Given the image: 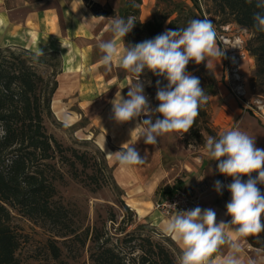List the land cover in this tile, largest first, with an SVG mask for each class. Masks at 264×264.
<instances>
[{"label":"rangeland","instance_id":"obj_1","mask_svg":"<svg viewBox=\"0 0 264 264\" xmlns=\"http://www.w3.org/2000/svg\"><path fill=\"white\" fill-rule=\"evenodd\" d=\"M171 1L188 6L193 5L191 0ZM84 2L88 6L89 2L96 1L84 0ZM126 2L127 0H102L100 4L109 5L116 11V16L113 18H121L120 15ZM198 2L204 12V18L213 21V16L207 13L212 4L211 0H198ZM169 5L170 0H142L140 19L143 22L150 21L157 6L164 9ZM213 23L218 33L217 43L221 49H225V57L220 62L215 61L210 64L209 68L206 66V61L199 65L194 61L188 64L189 73L199 78L201 88L208 95V102L199 109L201 137L190 134L189 131L187 133L174 132L160 137L155 147L146 145L141 138L134 147L141 157L146 156L142 165L121 167L114 158L107 155L106 150L101 148V143L105 142L107 150L110 149L113 153L119 151L121 144L124 143L122 142L123 127L113 123L111 126L104 125L103 119L95 120L91 118V115L85 116V113L79 109L75 97L54 102V94L51 103L53 113L50 116L44 114L47 133L56 137L65 147L87 152L91 162L96 160L98 168H102L105 175L97 171L102 187L94 190L95 185L89 186L83 181H89V175L94 172V169L88 168L83 171L82 166L77 164L81 179L76 180L72 177L69 166L62 163L60 157L47 161L55 166V172L59 171L64 175L63 181L55 182L57 195L52 203L54 207L64 208L62 224L54 223L43 217L31 218L21 211L14 210L12 225L20 238V246L16 254L21 264H59L50 251L51 241L60 247L63 262L90 264L87 251L89 242L83 246L86 229L89 226L92 227L97 221L100 226L104 225L115 232L114 228L119 227L123 218L126 222L122 223L120 228L145 234L147 231L137 228V225L139 222L146 223L148 224L146 229H150L154 239H164L163 241L170 245L178 255L179 250L175 242L164 235L159 227L139 218L128 205V199L132 196L142 204H154L160 194L173 186L177 180L185 177L186 172L197 169L204 174L207 182L213 184L212 187L215 181H220L224 186L223 189L230 194L227 185L232 183V178L219 174L216 171V162L203 155L205 141L209 136L218 138L221 131L239 128L255 137L257 148L264 149V96L260 95L253 86L255 59L249 53L245 56L241 53L242 48H246V42L251 34L236 24L219 26L214 21ZM229 50H232L231 54L235 57L240 56L238 65H235ZM37 68L45 78L44 88L50 89L55 77L58 80L59 75H53L50 62H40ZM147 76L143 74L141 80L144 82V92L149 98L150 105L155 109L159 105L156 99L157 89ZM131 81L135 82L133 77ZM157 115L153 113V119ZM145 118L147 117L142 116L138 119L141 121ZM67 154L70 155V152ZM203 159L205 163L202 168L200 166ZM204 187V191H207L209 185L204 183ZM138 189H142V192H138ZM124 204L133 210L132 218L127 213ZM113 215L117 218L114 227L110 220ZM131 220L137 222L132 224ZM69 228L75 233L67 237L57 235V232L62 230L71 231ZM167 238L173 242L166 241ZM246 250L247 260H253L255 264H264L263 250Z\"/></svg>","mask_w":264,"mask_h":264},{"label":"trees","instance_id":"obj_2","mask_svg":"<svg viewBox=\"0 0 264 264\" xmlns=\"http://www.w3.org/2000/svg\"><path fill=\"white\" fill-rule=\"evenodd\" d=\"M191 1L193 5L188 6L170 0L169 6L164 9L157 6L152 19L143 22L140 19L142 0H127L120 16L125 19L135 17L136 23L125 37V42L134 45L153 39L168 29L185 27L192 19L204 18L198 0ZM211 3L207 13L213 16L217 25L236 24L251 34L246 42V50L255 59L253 86L264 96V33L257 32L253 27V14L261 10L255 7V2L250 5L246 0H211ZM88 7L97 16H116V11L109 5L89 2ZM43 61L50 62L53 75L58 76L62 72V57L57 51L42 55L26 48L0 47V264H21L16 254L20 238L12 225L14 210L31 218L43 217L62 224L64 208L54 207L52 203L57 195L55 182L63 181L64 175L55 172V166L47 161L60 157L76 180L81 179L77 164L82 166L83 171L94 169L89 181L83 180L89 186L95 185L94 190L102 187L97 171L105 175L103 169L98 168L96 160L91 162L87 152L65 147L56 137L47 133L44 114L50 116L53 113L51 103L58 88V80L55 77L52 87L44 88L45 78L37 68ZM144 74L153 81L156 89L158 80L160 87L167 84L162 77L147 70ZM199 122L200 117L197 116L189 129L190 134L197 137H201ZM184 186V182L178 180L168 190ZM258 187L264 193V185ZM124 207L132 218L133 210L125 204ZM110 220L114 227L116 215ZM136 220H131V223L134 224ZM125 222L123 218L120 225ZM120 225L113 232L96 221L86 229L83 246L89 242L87 251L90 264H176L175 250L164 239L155 240L150 229H146L148 224L139 222L137 225V228L147 231L145 234L134 230L129 232L127 228H120ZM57 233L60 237H67L75 232L62 230ZM245 239L253 248L264 251V232ZM165 240L173 242L170 238ZM50 251L59 264H67L63 262L62 251L54 241L50 242Z\"/></svg>","mask_w":264,"mask_h":264},{"label":"clouds","instance_id":"obj_3","mask_svg":"<svg viewBox=\"0 0 264 264\" xmlns=\"http://www.w3.org/2000/svg\"><path fill=\"white\" fill-rule=\"evenodd\" d=\"M261 11L253 14V27L264 33V0H246ZM86 20V19H85ZM135 17L112 18L109 21L111 39L100 40L97 48L101 53L100 63L108 71L114 61L130 73L135 82L130 83L127 98L117 90L110 101L112 119L124 124L147 117L137 123L131 131L138 133L135 141L123 143L119 151L107 153L121 167L142 165L141 157L134 145L143 138L146 145L156 146L159 138L170 133H187L199 115V109L208 102V95L200 86L198 77L187 71V65L206 61V66L225 57V49L218 45V33L211 19H192L185 27L168 29L153 39L137 44L125 42L133 30ZM62 47H65L61 43ZM40 54L43 55L42 50ZM145 70L167 81L160 87L157 81L156 99L158 107L153 109L144 92L141 76ZM153 113L158 114L153 119ZM162 117V118H161ZM255 137L239 128L221 131L217 137H207L203 155L216 162L219 174L232 178L227 185L231 194L226 204V215L230 221L217 222L213 209H175L163 223V234L170 237L179 248L176 264H211L210 257L222 247L228 252L220 264H244L242 240L264 232V193L258 185H264V149L255 146ZM255 174V175H253ZM243 177H247L246 180ZM204 178V177H203ZM202 180V179H199ZM223 185L215 181L214 189L222 194ZM247 264H255L248 260Z\"/></svg>","mask_w":264,"mask_h":264},{"label":"crops","instance_id":"obj_4","mask_svg":"<svg viewBox=\"0 0 264 264\" xmlns=\"http://www.w3.org/2000/svg\"><path fill=\"white\" fill-rule=\"evenodd\" d=\"M94 1L102 3V0ZM110 20L95 15L84 0H0V47L26 48L36 53L41 50L42 53L59 52L63 70L58 76L54 102L77 98L78 107L85 116L91 115L95 120L103 119L104 125L111 126L113 123L123 127L122 142L126 143L137 138L138 133H133L132 137L130 133L140 121L136 119L117 124L112 119L110 101L117 90H121L127 98V87L132 83V75L119 66L118 60L114 61L110 71L106 70L100 63L101 53L96 46L98 41L112 38L109 32ZM100 146L107 153H113L107 150L105 142ZM204 163L203 159L200 167L203 168ZM179 180L184 182L185 189L200 198L192 209L197 206L213 209L217 222L230 221L231 217L226 215V204L231 195L225 189H222V194H218L213 184L207 182L198 169L186 172L185 177ZM204 183L209 185L207 191H204ZM138 192H142V189H138ZM149 204H142L132 196L128 199V205L139 218L163 231V223L168 217L157 212L152 203ZM242 248L239 256L244 264L248 261L246 249L259 251L250 246L245 238L242 240ZM227 252L228 248L222 247L210 257L211 264H220Z\"/></svg>","mask_w":264,"mask_h":264},{"label":"built area","instance_id":"obj_5","mask_svg":"<svg viewBox=\"0 0 264 264\" xmlns=\"http://www.w3.org/2000/svg\"><path fill=\"white\" fill-rule=\"evenodd\" d=\"M234 47V46H233ZM242 55L245 56L248 51L246 48H242ZM232 50H229V53L234 60L235 65H238L240 62V56L235 57L231 54ZM200 198L199 196H194L185 188H176L172 191L166 190L160 194L159 198L154 202V209L161 213L165 217H169L175 214V209L169 208L167 203L175 204L177 206V210H191L198 202Z\"/></svg>","mask_w":264,"mask_h":264}]
</instances>
